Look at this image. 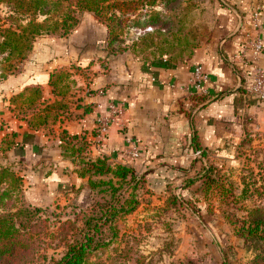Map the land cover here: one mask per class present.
Returning a JSON list of instances; mask_svg holds the SVG:
<instances>
[{"label":"crops","instance_id":"obj_1","mask_svg":"<svg viewBox=\"0 0 264 264\" xmlns=\"http://www.w3.org/2000/svg\"><path fill=\"white\" fill-rule=\"evenodd\" d=\"M208 7V34L190 57L176 62L131 48L111 53L105 26L90 12L67 37L38 40L24 70L5 87L8 96L40 88L37 124L28 123L33 113L19 118L0 99V162L24 176L28 202L54 201L57 192L89 193L87 177L62 155L64 136L72 134L84 138L89 157L128 163L142 176L138 190L148 198L137 210L148 207L149 213L164 207L171 193L206 205L199 187L210 166L239 173L242 146L264 139V107L248 91L251 53L239 55L257 34L252 13L260 8L264 68V0H209ZM196 65L206 79L192 83ZM60 69L68 74L53 88L51 74ZM109 102L123 106L124 115L98 139L95 127ZM49 103L57 105L54 116L39 120ZM132 147L138 156L128 153Z\"/></svg>","mask_w":264,"mask_h":264},{"label":"rangeland","instance_id":"obj_2","mask_svg":"<svg viewBox=\"0 0 264 264\" xmlns=\"http://www.w3.org/2000/svg\"><path fill=\"white\" fill-rule=\"evenodd\" d=\"M208 1L173 0L164 4L162 0H157L151 10L159 11L160 23H163L165 29L135 28L129 26L127 21H121L115 30L119 34L117 39L105 42V48L111 53L131 48L139 54L153 57L160 56L158 52L164 49L169 53L177 52L186 38L200 43L208 34L212 20ZM141 11L146 14L152 12L148 7ZM19 12L20 9L15 8L9 0H0V28H15L18 24H25L28 16ZM90 13L97 19L93 12ZM42 19V16L37 17L38 21ZM79 19L80 23L82 16ZM97 21L100 22L98 19ZM46 38L61 37L50 33L42 34L35 38L33 47L38 40ZM144 42H150L154 46L145 49L142 47ZM32 50L23 61L17 62L13 73L6 75L1 72L8 63L4 60L6 53H0V99L8 101V110L19 118H22V111L29 107L21 106L22 110H19L14 106L19 103L12 104L11 100L22 90L8 96L10 91L5 87L9 77L17 76L24 70ZM29 88L34 87H26L23 92ZM255 139L252 142L248 140L241 148L243 157L239 173L234 176L218 173L219 178L226 181L224 188L231 190L224 196V202L216 198L220 193L217 191L204 196L206 205L190 200L196 209L194 212L172 202L171 193L164 207L149 213L148 207L137 210L140 203L148 198L144 196L146 192L138 190L137 208L115 219L117 236L111 239L106 230L104 238L110 240L109 244L93 250L87 264H248L254 257V252L246 248L243 238L236 233L233 222L245 220L250 209L259 208L264 213V139ZM0 164L5 165L2 162ZM244 186L245 193L241 195ZM57 193L60 195L57 194L54 201L39 205L41 211L30 222L28 230L37 239L31 255L19 262L13 261L12 264H51L50 257L58 259L65 251L64 232L70 227L62 223L71 220L75 221L74 227L82 226V216L88 213L84 208L90 202V191ZM19 203L20 196L14 195L11 200L5 201V209L10 210ZM74 231L71 228L69 233L73 234Z\"/></svg>","mask_w":264,"mask_h":264},{"label":"trees","instance_id":"obj_3","mask_svg":"<svg viewBox=\"0 0 264 264\" xmlns=\"http://www.w3.org/2000/svg\"><path fill=\"white\" fill-rule=\"evenodd\" d=\"M15 8L20 9L21 14L28 16L25 24H18L7 28H0V53H6V63L3 75L13 73L17 62L23 61L33 48L36 37L42 34H53L57 37L68 35L79 23V17L84 11L93 12L97 19L106 27V40L114 41L118 37L115 32L119 22L127 21L128 25L135 28L147 27L165 29L160 23V13L155 11L157 0H9ZM173 0H162V3ZM148 7L149 13H142L141 9ZM43 19L38 21L37 17ZM148 35V34H147ZM186 38L184 44L177 52L160 50L158 55H167L174 62L188 58L199 42H192ZM181 44V42H180ZM143 45V44H142ZM154 45L144 42L142 46L150 49ZM141 47V46H140ZM157 48V47H156ZM66 70L60 69L51 74L50 85L55 88L57 83L67 76ZM12 97L11 103H19L14 106L22 110L21 106L27 105L28 109L22 111V118L33 113V118L28 119L31 125L37 124V109L41 90L38 87L29 88L25 92ZM19 98V99H18ZM17 100V101H15ZM54 103L46 104L43 108L47 111L39 117L46 120L54 116L50 113L56 108ZM40 110V109H39ZM27 119V118H26ZM65 141L61 144L62 155L74 162L79 175L87 177V185L91 193L90 202L84 208L88 213L82 216V226L74 227V222L66 220L63 225L70 228L64 232L65 251L60 258L50 257L51 264H87L91 252L99 247L109 244L110 240L104 238L106 230L110 238L117 236L114 221L121 215L133 212L139 205L137 191L140 188L142 176H138L133 167L128 163L111 165L106 158H91L86 154L87 143L83 137L76 134L65 135ZM202 184L199 191L203 196H209L219 191V200L224 202V196L231 190L224 188L226 181L218 176L214 167H208L202 175ZM192 180L187 182L190 185ZM24 176L15 168L0 164V264H12L19 262L24 257L30 256L36 238L28 230L32 219L41 211L40 206L28 202L24 197ZM224 193V194H223ZM245 193V186L241 195ZM20 196L18 206L5 209V201L13 196ZM172 202L196 211L189 199L183 196H171ZM226 201V200H225ZM229 204V203H223ZM221 205L218 204V208ZM236 233L243 238L246 248L254 252V257L248 264H264V213L261 209H250L244 220L233 222ZM239 223V225H238ZM241 223V224H240ZM238 225V226H237ZM74 228L73 234L69 231ZM28 230V231H27ZM46 256H44L45 258Z\"/></svg>","mask_w":264,"mask_h":264},{"label":"built area","instance_id":"obj_4","mask_svg":"<svg viewBox=\"0 0 264 264\" xmlns=\"http://www.w3.org/2000/svg\"><path fill=\"white\" fill-rule=\"evenodd\" d=\"M259 13L260 8H257V10H254L252 13V20L257 34L254 37L246 40V42L240 48L239 55L243 57L247 50L251 53L250 63L252 69L248 91L251 96H253L256 103L259 106L264 107V68L259 64V59L261 58L263 48V41L260 35L261 23L259 21ZM204 79H206V74L202 68V65H196L192 72V83ZM107 109V115L100 118L97 126L95 127L98 139H102L107 133L110 125L116 123L124 115L123 106L116 104L115 102H109ZM128 153L133 157L138 156V151L135 147L129 149Z\"/></svg>","mask_w":264,"mask_h":264}]
</instances>
